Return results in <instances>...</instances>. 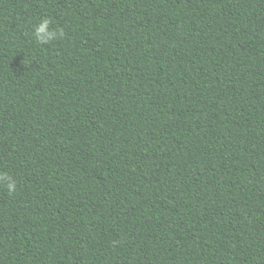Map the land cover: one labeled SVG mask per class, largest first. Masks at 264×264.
<instances>
[{
  "label": "trees",
  "instance_id": "obj_1",
  "mask_svg": "<svg viewBox=\"0 0 264 264\" xmlns=\"http://www.w3.org/2000/svg\"><path fill=\"white\" fill-rule=\"evenodd\" d=\"M0 171V264H264V0H0Z\"/></svg>",
  "mask_w": 264,
  "mask_h": 264
},
{
  "label": "clouds",
  "instance_id": "obj_2",
  "mask_svg": "<svg viewBox=\"0 0 264 264\" xmlns=\"http://www.w3.org/2000/svg\"><path fill=\"white\" fill-rule=\"evenodd\" d=\"M53 20L47 16L39 19L33 26V36L37 43L48 45L63 37V32L52 29ZM0 188H4L9 195H13L17 190L16 180L7 172L0 171Z\"/></svg>",
  "mask_w": 264,
  "mask_h": 264
}]
</instances>
